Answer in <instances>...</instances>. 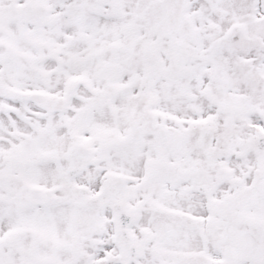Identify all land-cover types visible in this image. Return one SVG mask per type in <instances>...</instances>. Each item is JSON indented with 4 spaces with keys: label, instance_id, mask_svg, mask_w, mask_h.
Instances as JSON below:
<instances>
[{
    "label": "snow or ice",
    "instance_id": "6c2138e0",
    "mask_svg": "<svg viewBox=\"0 0 264 264\" xmlns=\"http://www.w3.org/2000/svg\"><path fill=\"white\" fill-rule=\"evenodd\" d=\"M0 264H264V0H0Z\"/></svg>",
    "mask_w": 264,
    "mask_h": 264
}]
</instances>
